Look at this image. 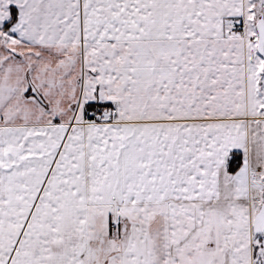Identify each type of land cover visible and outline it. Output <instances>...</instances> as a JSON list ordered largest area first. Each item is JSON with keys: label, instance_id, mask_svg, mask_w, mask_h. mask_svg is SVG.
<instances>
[{"label": "snow or ice", "instance_id": "obj_1", "mask_svg": "<svg viewBox=\"0 0 264 264\" xmlns=\"http://www.w3.org/2000/svg\"><path fill=\"white\" fill-rule=\"evenodd\" d=\"M0 264H264V0H0Z\"/></svg>", "mask_w": 264, "mask_h": 264}]
</instances>
